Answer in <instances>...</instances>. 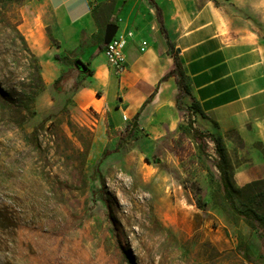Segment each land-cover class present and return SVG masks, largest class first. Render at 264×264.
Masks as SVG:
<instances>
[{"label":"rangeland","instance_id":"1","mask_svg":"<svg viewBox=\"0 0 264 264\" xmlns=\"http://www.w3.org/2000/svg\"><path fill=\"white\" fill-rule=\"evenodd\" d=\"M22 1L9 7L17 28ZM14 41L0 30V86L11 97L0 106V264H264L258 234L223 201L212 144L137 126L100 160L132 120L77 109ZM187 121L184 111L179 126ZM226 148L242 201L264 212V144Z\"/></svg>","mask_w":264,"mask_h":264},{"label":"crops","instance_id":"2","mask_svg":"<svg viewBox=\"0 0 264 264\" xmlns=\"http://www.w3.org/2000/svg\"><path fill=\"white\" fill-rule=\"evenodd\" d=\"M154 1L189 87L182 109L174 77L162 79L173 59L149 0H23L18 29L38 58L43 85L51 90L72 68L65 92L77 109L108 111L116 125L138 113L137 126L158 136L177 129L194 100L204 116L192 113L193 124L220 134L228 147L264 144V0ZM107 24L114 34L133 33L121 74L98 48ZM76 60L86 69L79 72Z\"/></svg>","mask_w":264,"mask_h":264},{"label":"trees","instance_id":"3","mask_svg":"<svg viewBox=\"0 0 264 264\" xmlns=\"http://www.w3.org/2000/svg\"><path fill=\"white\" fill-rule=\"evenodd\" d=\"M18 0H0V30L4 36V41H9L13 45H15L14 38L19 40V42L22 44L24 50L31 56H34L30 49L28 48L26 41L21 34V32L17 28V20L13 19L12 16L9 15V7L16 3ZM149 2L155 6L157 18L160 24V29L164 33L165 37L167 38L168 42V48L169 52L172 54L173 59V65L170 68V70L162 77V79H166L170 76H173L175 79L176 84L178 85L179 92L176 96V105L178 109H182L180 103L181 98L185 94H189V87L186 83L184 72L182 69L181 61L179 59L178 53L174 48V45L169 41L168 34L166 31V28L164 26L162 12L160 7L156 4L154 0H149ZM104 44H99L98 48L103 49L105 48ZM34 62L37 63L35 65V75L38 77V80L43 84L40 72H39V62L37 58L34 56ZM79 72H82L79 67L76 66ZM72 69V68H71ZM68 69L66 71H63L51 84V90L56 94H62L65 93V85L68 82L72 70ZM78 82H75L72 84L73 89H77ZM10 94L9 92L2 88L0 86V106H3L5 104L10 105ZM184 110V109H183ZM187 114H188V121L179 126V133L177 138L174 140V144H180L183 137L187 136L189 133L190 136H188L191 140L194 141V143L197 145V147H200L201 145L207 146L209 143L213 145V154L215 156V162L214 167L216 168L218 172V180L220 184V188L222 190V198L225 204L228 206L231 213L238 219L243 220L246 224H248L250 227H252L256 233L258 234L261 245L257 252V256H262L264 254V212H259L254 208L253 206H250L246 203H244L243 200V188H239L234 185L233 179H232V164L230 161V157L224 142L223 137L220 134H216L214 132H208V131H202L198 127L193 125V120L191 118V114L194 112H198L201 116H204L203 112L201 111L199 105L194 100H191L189 106L187 107ZM137 116L138 113L133 117L132 123L128 125V129H126L125 133H121L118 140L115 143V146L113 149H104L102 151V155L100 160L105 158L111 153L117 152L122 146L123 143L130 138L135 128L137 127ZM31 144L35 148V150H39V142L37 139L36 132L31 133L30 137ZM99 160V161H100ZM97 171V166L95 167ZM99 192L102 194L100 188L96 191H93V196H96V193ZM101 196V195H100ZM249 198L251 200H254V197L251 195ZM241 203L242 205H240ZM199 204V203H198ZM202 206V205H199ZM242 251L246 252L245 256H247L246 247H242Z\"/></svg>","mask_w":264,"mask_h":264},{"label":"built area","instance_id":"4","mask_svg":"<svg viewBox=\"0 0 264 264\" xmlns=\"http://www.w3.org/2000/svg\"><path fill=\"white\" fill-rule=\"evenodd\" d=\"M132 35V31L129 30L121 34H114L110 41L105 43L104 54L106 60L117 74H121L127 68L124 46ZM123 119L127 120V117L123 115Z\"/></svg>","mask_w":264,"mask_h":264},{"label":"water","instance_id":"5","mask_svg":"<svg viewBox=\"0 0 264 264\" xmlns=\"http://www.w3.org/2000/svg\"><path fill=\"white\" fill-rule=\"evenodd\" d=\"M116 30V26L114 24H107L105 27V32H104V41L105 43H108L110 39L113 37L114 33ZM76 66L79 67L81 70H85L86 66L81 60H76L75 61Z\"/></svg>","mask_w":264,"mask_h":264},{"label":"bare ground","instance_id":"6","mask_svg":"<svg viewBox=\"0 0 264 264\" xmlns=\"http://www.w3.org/2000/svg\"><path fill=\"white\" fill-rule=\"evenodd\" d=\"M93 98H94V97H93ZM97 99H99V98H95L93 102H96V101H98Z\"/></svg>","mask_w":264,"mask_h":264}]
</instances>
